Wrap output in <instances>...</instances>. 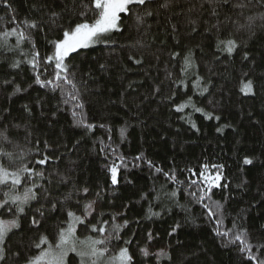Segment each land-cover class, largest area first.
Segmentation results:
<instances>
[{"label": "trees", "instance_id": "16d2710c", "mask_svg": "<svg viewBox=\"0 0 264 264\" xmlns=\"http://www.w3.org/2000/svg\"><path fill=\"white\" fill-rule=\"evenodd\" d=\"M164 2L154 0L147 8L130 6L131 15L121 14L120 31L78 49L66 60L84 105L77 111L87 123L95 125L92 131L76 126L71 115L74 102L65 104L59 90L34 83L27 57L21 55L30 52L32 44L25 42L16 48L15 37L7 38V44L0 37V131L6 129L10 141L0 144V149L13 154L11 160L0 156V164L15 170L23 150L27 152L24 162L44 172L43 179L33 178L41 186L39 203L32 201L25 206L19 227L2 245L5 259L0 264H27L39 254L34 244L42 234L55 244L64 213L59 208L52 211L51 203L64 200L70 193L72 199L64 207L77 214H81L77 199L81 207L89 200L97 201L95 212L88 217L93 224L98 219L111 222L113 216L117 223L128 221L120 232L121 239L110 242L100 264H109V258L129 238L132 264H249L237 246L222 245L202 206L188 195L197 189L190 187L189 179L195 177H190L187 169L198 176L204 164L210 166L212 174L216 169L211 165H223L220 184L227 187H215L209 193L212 201L223 205V227L231 228L235 220L247 229L252 252L264 259V249L257 251L264 245V6L256 0H242L247 7L241 17V9L232 7L238 0L229 5L223 0L212 5L207 0H168L169 7H160ZM7 3L10 8L0 0V33L17 27L13 18L36 21L39 27L29 32L41 57L52 54L49 41L62 38L64 29L81 22L75 15L82 10L79 0ZM148 10L152 16L144 15ZM53 12L57 13L55 17ZM137 13L143 16L140 25L136 23ZM249 16L255 17L251 30L237 31L232 21L244 23ZM87 18L93 19L91 12ZM228 39L237 44L231 55L217 48L219 40ZM174 53H179L175 59ZM189 53L195 65L190 73L199 75L201 87L208 88L203 95L192 87L194 76H181L184 56ZM129 56L142 63H134ZM17 62L19 66L12 67ZM169 73L176 80L183 79L185 86L176 89L167 78ZM43 78L50 77L45 73ZM248 81L252 82V91L242 92ZM70 90L66 85L65 94ZM174 91L175 97L168 99ZM188 97L213 118L205 119L191 107L174 111V105ZM141 155L143 159L137 160ZM44 156L49 157L48 163L35 165ZM121 156L124 161L118 183L112 185L108 168L120 163ZM245 157L252 164H243ZM147 161L163 171L156 172ZM173 171L175 181L163 174ZM30 183L22 181L20 190ZM85 187L89 193L83 197L79 190ZM7 190L0 185V199H5ZM173 191L175 197L171 196ZM41 205L45 217L37 229L31 220L34 215L40 219L36 209ZM150 209L159 215L149 218ZM6 218L14 217L0 209V219ZM89 234L78 226L80 238ZM141 247L148 248V257L141 255ZM161 250L166 255L157 256ZM68 264H79V258L70 254Z\"/></svg>", "mask_w": 264, "mask_h": 264}, {"label": "snow or ice", "instance_id": "6c2138e0", "mask_svg": "<svg viewBox=\"0 0 264 264\" xmlns=\"http://www.w3.org/2000/svg\"><path fill=\"white\" fill-rule=\"evenodd\" d=\"M6 8H10L7 0H2ZM154 2V0H89L88 3H84V0H79L82 7L81 11L75 12L81 22L70 24L67 29L62 32V38L56 39L54 41H49L48 43L53 46V52L51 55L46 57H41L39 51L36 49L35 43L32 41L31 33L29 29L38 28L39 25L36 21H16L13 18V23L17 27H12L11 29L5 30L0 33V37L3 38L5 44H7V38L15 37V47L19 48L21 44L28 42L32 44V50L28 53L21 52L22 56L27 57L25 62L29 65L32 70L34 83L39 85L41 88H51L52 91L59 90L61 92L63 103H72L71 115L75 121L76 126H81L88 131H92L95 125L87 123L81 113L77 110L84 107L80 94L77 89V85L70 72L66 60L70 57L71 53L76 52L80 48L89 47L90 44L103 41V38L111 33L112 31H120L119 22L121 21V14L131 15L132 11L130 6H136L138 8H147V6ZM209 5L213 3H219L220 0H207ZM252 0H248L251 3ZM224 5H229L232 0H223ZM256 3L264 6V0H256ZM160 7H169L168 0L160 4ZM232 7L241 9L240 16H243V9L247 7V4L238 0ZM76 8V4H73V9ZM91 12L93 19L89 21L88 13ZM213 15H216L215 9L212 11ZM57 13L53 12L52 16H56ZM145 16H152L153 12L151 10L144 12ZM264 19V16L261 17ZM2 19V18H0ZM255 17H247L244 23L239 21H232L235 25L237 31L241 30H251ZM143 22V16L139 13L136 14V23L140 25ZM23 24V28L19 27V24ZM106 43V41H104ZM237 47L235 40H219L217 48L220 51L226 52L231 55L232 52ZM179 56V53H174L172 58L175 59ZM247 58V57H245ZM130 60L134 63L140 64L141 60L135 59L133 56H129ZM19 62L12 65V67H18ZM194 62L191 57V53L184 56L183 65L181 66V76L192 75L194 79L191 80L193 89H199L198 94L203 95L208 91L207 86L201 87L202 78L199 75L190 73V69L194 67ZM103 67V66H101ZM52 69V71H49ZM47 73L50 78H43L44 74ZM171 80L172 85L176 89H179L184 85V80H176L169 73L168 77ZM70 85L71 90L65 94V86ZM16 91H20L17 87ZM159 91V88L156 89ZM241 91L245 93H250L252 91V82L248 81L241 87ZM66 95V98H64ZM176 92L172 93V96L168 99L175 97ZM191 107L194 112L202 113L205 119H211V113H205L200 107H197L192 103V98L188 97L187 101L180 104L174 105V111L183 112L186 108ZM27 109V106L25 105ZM183 118V117H182ZM219 119V117H215ZM193 128L196 127L194 123L191 124ZM103 127V125H100ZM221 131V129H217ZM6 129L0 131V144L10 143L8 137L6 136ZM124 135V129H121V136ZM110 139V137H109ZM47 147V144L45 145ZM103 151V149H101ZM115 151V150H113ZM27 152L21 150L18 159L20 160V165L15 169L10 171L8 167L0 164V185L5 186L8 190L3 193L5 199H0V209H6L9 213H12L13 219L5 220L0 219V245L6 242V237L13 229L19 227V217L25 212V206L29 205L32 201L39 203L40 196L39 190L40 185H38L34 177L40 179L44 178L43 171H37L35 167L29 166V164L24 162V157ZM0 156H4L9 160L12 159L13 154L5 152L0 149ZM120 163H113L108 171L110 172L111 184L116 185L118 183V171L120 166L123 164L124 158L121 156L118 158ZM137 160L143 159V156H137ZM49 157L44 156L42 159H37L35 165H46L48 163ZM252 160L245 157L243 164L250 165ZM149 167H155L156 172H162L163 170L152 164L151 161H147ZM211 168L216 169L215 174L210 172V166L204 164L201 166L199 175L193 169H187L190 173L189 185L195 186L196 191H189L188 195L193 199L194 202L200 204L204 209L205 219L213 224V231L217 237L221 238V243L224 247H229L235 245L238 247V251L244 255V259L249 262V264H264V259L259 258L253 252V245L249 242V236L247 229L243 228L235 220L232 222L231 228L223 227V205L218 201H212L211 193L212 189L215 187H227V185H221L220 181L222 179V168L223 165H211ZM164 176L170 180L175 181V173L164 172ZM22 181L24 184L30 185L24 186L23 191H19V187L22 186ZM61 182H64L63 180ZM50 183V181H49ZM182 183V182H181ZM83 197H86L89 193L87 187L79 190ZM177 193L173 191L171 193L172 197H175ZM97 199L100 198V193L96 194ZM72 199V194H68L64 197V200L51 203V210L56 211L58 208L64 213V218L60 220L58 231L56 233V241L53 245L45 235H41L39 242L35 243L34 246L40 249L39 254L27 261V264H68V258L70 254H74L75 257L79 258V264H100L101 259L109 252L108 245L113 239H121L120 232L123 228L127 227L128 221L125 220L123 224L116 222V217H112L110 222L107 219H98L97 223L93 224L88 219L95 212V206L97 204L96 200H89L84 203L81 207L80 199L76 200V208L81 211V214H77V211L71 208L64 207L67 201ZM40 219H37L34 215L31 224L34 228H39L42 219L45 217L44 205L36 209ZM101 217L104 215L100 214ZM153 215H159V213L151 212L149 210V218ZM78 226H83V228L90 234L84 238L78 236ZM108 226V227H106ZM179 227V225H177ZM175 231V228L172 230ZM96 234V235H92ZM172 233L170 232L169 235ZM153 239L152 233H148V241L151 242ZM132 240L129 238L124 241V247L119 248V252L115 256L109 258V264H132L134 257L130 254L128 245H131ZM46 245V247H42ZM264 249V245H261L257 251ZM141 255L148 257L150 255L147 247H141ZM5 250L0 247V261L5 259ZM157 256L166 255L163 250L156 253Z\"/></svg>", "mask_w": 264, "mask_h": 264}, {"label": "rangeland", "instance_id": "374dc122", "mask_svg": "<svg viewBox=\"0 0 264 264\" xmlns=\"http://www.w3.org/2000/svg\"><path fill=\"white\" fill-rule=\"evenodd\" d=\"M94 44H95V43H93V44H90V45H89V47H90V46H93ZM18 190H19V191H21V190H20V187H19V189H18ZM9 219H11V218H6L5 220H9ZM0 247H2V245H0ZM108 262H109V260H108Z\"/></svg>", "mask_w": 264, "mask_h": 264}]
</instances>
